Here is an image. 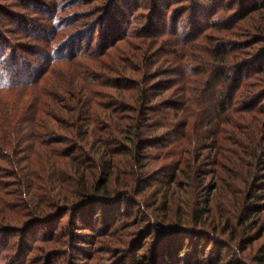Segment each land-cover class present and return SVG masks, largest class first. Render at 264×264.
Returning <instances> with one entry per match:
<instances>
[{
	"label": "trees",
	"instance_id": "16d2710c",
	"mask_svg": "<svg viewBox=\"0 0 264 264\" xmlns=\"http://www.w3.org/2000/svg\"><path fill=\"white\" fill-rule=\"evenodd\" d=\"M91 9L97 17L66 34L74 23L56 22L58 0H0V260L12 249L7 231L26 238L35 224L41 241H66L77 222L96 233L114 223L135 198L112 189L121 160L145 175L169 172V184L186 158L228 172L224 161L264 157V0H105ZM152 227L157 242L134 251V263L211 264L196 229ZM21 246L12 263H23Z\"/></svg>",
	"mask_w": 264,
	"mask_h": 264
},
{
	"label": "rangeland",
	"instance_id": "374dc122",
	"mask_svg": "<svg viewBox=\"0 0 264 264\" xmlns=\"http://www.w3.org/2000/svg\"><path fill=\"white\" fill-rule=\"evenodd\" d=\"M90 1L83 5L79 0H58L61 10L55 15L56 22L67 20L74 23L62 32H78L85 27L86 22L97 17V11L91 8L102 6L105 0ZM4 17V30L10 31V36L21 37V34L15 35L14 32L18 31ZM184 20L181 19L182 22ZM226 38L235 37L226 34ZM259 118L263 129L264 116L259 115ZM57 130L63 131L60 128ZM246 156L243 154L242 164L232 165L224 161L230 169L228 172L216 170L213 165L200 166L197 170L192 166L193 159L186 158L187 162L169 184L166 180L173 178L171 174L168 175L169 172L165 171L163 175V171L158 169L145 175L137 163L121 160L122 175L119 181H111L112 189L114 192L129 189L135 198L125 201L114 223L95 227L96 233L87 225L81 226L77 222V227L67 226L66 241L61 235L51 236L47 232H44L47 235L45 241H41L42 234L35 232V224L31 226L27 239L20 236L19 232L7 231L5 235L12 249L22 244L18 250L22 264H136L133 252L140 246V253L152 248L157 239H153L151 228L164 221L188 228L180 232L181 235L190 236L186 233L196 229L195 234L199 237L196 243L201 242L199 248L206 249L204 256H210L211 264H261L264 259V157L247 165ZM154 176L155 179L152 178ZM142 177L145 185L140 180ZM94 179L91 178L89 183L86 179V184H93ZM124 184L128 187H124ZM6 198L10 199L9 196ZM134 201L137 204L133 205ZM254 203L257 204L255 208ZM63 217L67 218L65 215ZM62 218L58 219V225H63L65 218ZM12 249L2 253L1 264H18L17 261L12 263L9 260L12 259L9 254L14 252ZM41 250L44 252L40 253Z\"/></svg>",
	"mask_w": 264,
	"mask_h": 264
}]
</instances>
